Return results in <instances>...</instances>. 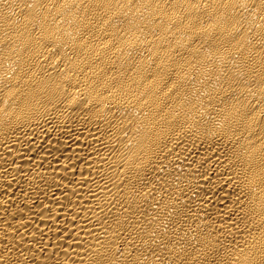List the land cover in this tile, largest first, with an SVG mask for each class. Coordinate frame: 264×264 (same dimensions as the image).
<instances>
[{"label":"bare ground","instance_id":"6f19581e","mask_svg":"<svg viewBox=\"0 0 264 264\" xmlns=\"http://www.w3.org/2000/svg\"><path fill=\"white\" fill-rule=\"evenodd\" d=\"M0 264H264V0H0Z\"/></svg>","mask_w":264,"mask_h":264}]
</instances>
